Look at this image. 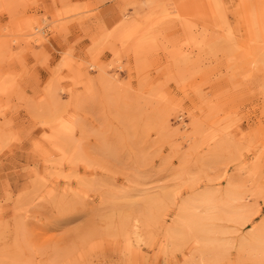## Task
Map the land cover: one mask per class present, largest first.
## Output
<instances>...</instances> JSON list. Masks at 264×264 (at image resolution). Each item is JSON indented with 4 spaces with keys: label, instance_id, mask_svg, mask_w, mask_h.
Instances as JSON below:
<instances>
[{
    "label": "rangeland",
    "instance_id": "374dc122",
    "mask_svg": "<svg viewBox=\"0 0 264 264\" xmlns=\"http://www.w3.org/2000/svg\"><path fill=\"white\" fill-rule=\"evenodd\" d=\"M247 40L264 0H0V264H264Z\"/></svg>",
    "mask_w": 264,
    "mask_h": 264
},
{
    "label": "bare ground",
    "instance_id": "6f19581e",
    "mask_svg": "<svg viewBox=\"0 0 264 264\" xmlns=\"http://www.w3.org/2000/svg\"><path fill=\"white\" fill-rule=\"evenodd\" d=\"M170 16H173V17H176V18L180 16V13L178 12L177 8H174V9L171 10ZM31 26H32V21L30 23H27L25 25V28L26 29H30ZM37 33H39V30H37ZM24 35L27 36V37H30V36H33L34 34L26 32ZM34 42L38 43V40L35 39ZM241 43H242V49L244 50L243 53L246 55V58L248 57V61L251 59L250 63H251L252 68L255 69V70L259 69V67H261V66L264 68V44H262L261 46H257V47L255 46L253 48H250L249 46L251 44L255 43V42H252L251 40H247V41H244V42H241ZM243 57H244V55H243ZM102 79H104V78H102ZM201 200L199 202L203 204V208L205 207L204 209L202 208L204 215L205 216H210L211 215L212 219H216L215 215H217L219 211H217V209L215 208L213 203L210 202V201L204 202V201H201ZM206 200L207 199H205V201ZM197 202H198V200H197ZM192 204L194 205V203H192ZM196 208H195V210H197ZM193 209L192 208H189V209L186 208V211H187L188 214H194L197 211H194ZM242 214H244V213L242 212V210L240 208L233 207V211L232 210L229 211V213L226 215V217H227V219L230 218V220H237V219L241 218ZM195 221H196V219H195ZM192 223H194V222H192ZM176 224L177 225H175V227L173 229H170L169 231L167 230L168 231L167 233L171 237H174V238H177V239L181 236V231L182 230H185V229L193 230V229H196V226H197V225H192L190 223H187V225H185V224L182 225L181 222H176ZM131 234L133 236L132 237L133 238V242L138 246L139 243H140V239L138 237V226H137V222L136 221H135V223L132 226ZM252 234H254V233H252ZM262 239H263V237H262ZM240 241H241V243H240L241 244V248H244V247H250V248L254 247V248H256L257 246L261 245V242H262L260 234H254L253 236L252 235L251 236H246ZM199 242H200V240H199ZM203 242H205V241H203ZM200 244H201V242H200ZM208 244H209V242H208Z\"/></svg>",
    "mask_w": 264,
    "mask_h": 264
}]
</instances>
